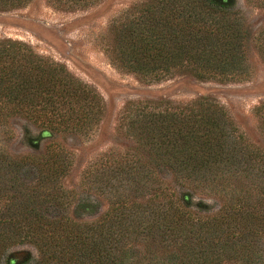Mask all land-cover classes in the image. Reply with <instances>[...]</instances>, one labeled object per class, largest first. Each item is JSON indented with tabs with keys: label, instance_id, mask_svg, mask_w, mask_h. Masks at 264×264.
Returning a JSON list of instances; mask_svg holds the SVG:
<instances>
[{
	"label": "trees",
	"instance_id": "obj_1",
	"mask_svg": "<svg viewBox=\"0 0 264 264\" xmlns=\"http://www.w3.org/2000/svg\"><path fill=\"white\" fill-rule=\"evenodd\" d=\"M31 1L0 0V10ZM47 1L74 11L98 0ZM110 32L111 63L139 78L159 80L178 70L200 80H242L250 72L254 41L264 62V26L254 33L234 0H143L125 9ZM128 104L134 107L124 116V126L147 157L115 172L128 177L131 190L146 187L157 196L162 168L178 179L214 181L224 174L227 180L244 173L264 182V149L249 143L210 98L162 110L150 109V102ZM257 113L264 134V102ZM103 114L98 91L65 64L26 42L0 39V123L17 116L41 127L43 137L85 134ZM67 155L55 146L45 157L0 154V199L6 202L0 204V264H264L258 244L264 210L258 200L250 204L239 197L219 214L201 216L189 194L179 199L149 195L145 201H129L122 194L97 221H78L64 212ZM28 167L36 172L30 185L21 177ZM48 206L59 211L49 212ZM139 237L147 241L141 256L129 247ZM23 242L34 244L38 255L19 260L9 254L11 246Z\"/></svg>",
	"mask_w": 264,
	"mask_h": 264
},
{
	"label": "rangeland",
	"instance_id": "obj_2",
	"mask_svg": "<svg viewBox=\"0 0 264 264\" xmlns=\"http://www.w3.org/2000/svg\"><path fill=\"white\" fill-rule=\"evenodd\" d=\"M141 1L98 0L71 11L47 0H32L20 8L0 10V39L26 42L38 54L65 64L77 78L94 87L103 99L101 120L85 134L58 132L43 137L41 127L17 116L0 123V154L11 158L24 155L45 157L54 146L66 151L70 164L62 185L69 192V198L64 212L78 221H97L122 194L129 201H145L149 195L156 196V192L146 187L131 190L128 177L115 173L121 167L131 166L136 159L147 160L145 148L131 139L124 126L127 120V117L123 119L124 116L134 107H130L129 102H150V109L162 110L201 97L210 98L225 109L249 143L264 149V134L260 131L257 113V107L264 102V62L255 41L249 53L250 72L242 80H200L178 70L152 80L139 78L111 63L106 51L111 26L125 9ZM234 2L254 33L264 26V0ZM35 173L28 167L21 177L30 185L35 181ZM221 175L222 178L218 176L214 181L209 178L178 179L162 168L158 174L161 184H155H158L157 196L174 194L172 197L179 199L182 194H189L192 209L201 216L219 214L229 203L235 204L244 196L250 204L258 200L264 210L261 176L247 178L240 173L226 180L227 175ZM2 203L6 202L0 199ZM84 203L86 207H81ZM52 208L59 211L56 206H48L49 212ZM146 242L139 237L133 239L129 247L135 255L141 256ZM258 244L264 249V234ZM9 254L21 260L27 255L37 256L38 252L34 244L23 242L11 246ZM223 264L240 262L229 260Z\"/></svg>",
	"mask_w": 264,
	"mask_h": 264
}]
</instances>
